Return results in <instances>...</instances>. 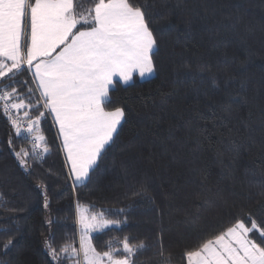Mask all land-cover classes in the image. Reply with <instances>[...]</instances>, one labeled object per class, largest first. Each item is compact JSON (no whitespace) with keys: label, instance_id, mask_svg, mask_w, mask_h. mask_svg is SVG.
<instances>
[{"label":"trees","instance_id":"trees-1","mask_svg":"<svg viewBox=\"0 0 264 264\" xmlns=\"http://www.w3.org/2000/svg\"><path fill=\"white\" fill-rule=\"evenodd\" d=\"M130 2L156 37L157 72L110 90L106 109L124 108L125 120L84 184L73 187L49 116L40 128L50 151L25 167L13 149L29 142L0 109V264H53L50 236L79 248L77 204L125 221L92 242L142 241L136 264H186L187 250L237 219L264 227V0ZM16 79L34 85L28 72Z\"/></svg>","mask_w":264,"mask_h":264},{"label":"snow or ice","instance_id":"snow-or-ice-1","mask_svg":"<svg viewBox=\"0 0 264 264\" xmlns=\"http://www.w3.org/2000/svg\"><path fill=\"white\" fill-rule=\"evenodd\" d=\"M78 7L77 0H0V109L16 136L27 133L32 145L31 152L13 151L25 167L29 156L48 153L40 124L46 113L51 114L62 137L73 187L89 179L125 120L124 108L107 110L105 106L115 78L127 85L134 74L153 76L159 50L144 10L130 0H93V6L84 11ZM24 72L31 73L33 86L16 79ZM39 187L44 190V185ZM44 207H48L46 190ZM77 209L79 248L70 242L56 247L50 236L45 246L53 264H136L138 252L145 247L142 241L131 243L125 237L121 247L109 242L105 251H98L92 242L93 233L125 221L109 219L103 211L91 212L82 204ZM254 233L264 238V227L255 220L248 226L237 219L187 250L186 264H264V240L257 243ZM11 245L8 240L2 247L7 250Z\"/></svg>","mask_w":264,"mask_h":264},{"label":"rangeland","instance_id":"rangeland-1","mask_svg":"<svg viewBox=\"0 0 264 264\" xmlns=\"http://www.w3.org/2000/svg\"><path fill=\"white\" fill-rule=\"evenodd\" d=\"M28 73H29V72H28ZM29 75H30V74H29ZM136 75H137V77H138L140 80H146V79H150V78H152L155 74H154L153 76L146 77V78H141V77L138 76V74H134V76H136ZM30 76H31V75H30ZM117 78H118V77H117ZM33 82H34V81H33ZM131 82H132V81H131ZM131 82H129V83H131ZM123 84H124V83H123ZM122 122H123V121H122ZM122 122H121V124H122ZM119 128H120V127H119ZM119 128H118V129H119ZM117 131H118V130H117ZM107 146H108V145H107ZM107 146H106V147H107ZM106 147H105V148H106ZM63 149H64V148H63ZM63 157H64V161H65V165H66L67 171H68V173H69L70 180H71V182L73 183V180L71 179V173H70V170H69V165H68V163H67V161H66V158H65V151H64V156H63ZM98 161H99V159H98ZM98 161H97V163H98ZM96 165H97V164H96ZM96 165H95L94 167H96ZM91 171H92V170H91ZM85 182H86V181H85ZM85 182H84V183H85ZM84 183H83V184H84ZM77 185H81V184H77ZM77 220H78V209H77ZM78 230H79V223H78ZM97 233H100V232H97ZM97 233H93V234H92V237H93L95 234H97ZM79 235H80V230H79Z\"/></svg>","mask_w":264,"mask_h":264},{"label":"crops","instance_id":"crops-1","mask_svg":"<svg viewBox=\"0 0 264 264\" xmlns=\"http://www.w3.org/2000/svg\"><path fill=\"white\" fill-rule=\"evenodd\" d=\"M29 74L31 75V73L29 72ZM137 76V75H136ZM133 77H134V75H133ZM116 79V81H118V82H121V83H123L122 81H120L119 80V78H115ZM49 114V113H48ZM49 117H50V119H51V121H52V123H53V125H54V127H55V129H56V132H57V135H58V138H59V142H60V146H61V150H62V154H63V156H64V149H63V145H62V137L59 135V132H58V125L55 123V121H54V119H53V117H52V115L51 114H49ZM115 136V135H114ZM107 146V145H106ZM105 146V147H106ZM103 153V152H102ZM101 153V154H102ZM65 158H66V154H65ZM71 179L73 180V177H72V174H71Z\"/></svg>","mask_w":264,"mask_h":264},{"label":"built area","instance_id":"built-area-1","mask_svg":"<svg viewBox=\"0 0 264 264\" xmlns=\"http://www.w3.org/2000/svg\"><path fill=\"white\" fill-rule=\"evenodd\" d=\"M2 110V109H1ZM47 116H49L48 113H46ZM22 127H26V124H23ZM27 137V138H26ZM20 138L25 139L29 142V148H30V152L32 151V145H31V138L28 137L27 133H22ZM46 156V154H43L42 156H40L39 158H35L34 156H32L35 160L37 161H41L44 159V157Z\"/></svg>","mask_w":264,"mask_h":264}]
</instances>
